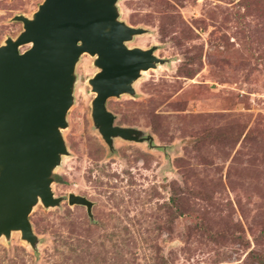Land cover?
<instances>
[{"label":"rangeland","instance_id":"obj_1","mask_svg":"<svg viewBox=\"0 0 264 264\" xmlns=\"http://www.w3.org/2000/svg\"><path fill=\"white\" fill-rule=\"evenodd\" d=\"M43 1L0 0V45L23 30L12 19ZM119 9L148 30L128 47L157 46L165 62L108 110L156 147L115 139L110 151L91 118L98 69L84 54L52 189L90 199L94 220L67 200L40 203L30 216L38 252L13 233L0 239V264H264V0H121Z\"/></svg>","mask_w":264,"mask_h":264},{"label":"water","instance_id":"obj_2","mask_svg":"<svg viewBox=\"0 0 264 264\" xmlns=\"http://www.w3.org/2000/svg\"><path fill=\"white\" fill-rule=\"evenodd\" d=\"M119 1L44 0L31 17L12 19L23 30L0 45V239L10 241L20 233L38 252L42 240L30 216L40 203L50 209L67 200L70 206L85 207L94 220L90 199L75 193L56 197L52 189L56 171L69 155L63 130L84 54L95 58L98 69L88 80L95 94L91 118L110 151H115V139L156 147L152 136L116 125V115L108 110L111 98L134 95L143 72L165 62L156 55L157 46L128 47L148 30L123 21Z\"/></svg>","mask_w":264,"mask_h":264}]
</instances>
